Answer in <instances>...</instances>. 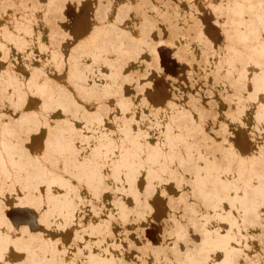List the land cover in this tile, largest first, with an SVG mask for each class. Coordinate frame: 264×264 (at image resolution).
<instances>
[{"label": "bare ground", "instance_id": "1", "mask_svg": "<svg viewBox=\"0 0 264 264\" xmlns=\"http://www.w3.org/2000/svg\"><path fill=\"white\" fill-rule=\"evenodd\" d=\"M31 1L0 3V264H125L124 247L108 241L113 239L112 223L115 218L128 223L131 218L134 221L133 216L140 220L152 210L149 199L155 192L168 196L169 217L177 220V225L167 231V238L181 236V216L176 213L181 211V203H186L185 222L192 219L196 231L202 234L201 241H191V247L182 253L168 248L167 256L171 258L166 259L167 264H264L260 256L264 246V61L255 58L264 57V0H221L212 4L214 12L227 13L228 20L222 17L229 21L226 26H235V38L245 42V49L250 51L248 59L244 55L236 58L234 51V57L228 54L220 60L218 56V69L213 67L218 71L214 74L219 73L232 89L229 100L235 110L227 111V118L241 127L245 124L256 154L247 159L230 142V123L225 120V125L219 126L226 133L221 134L225 135L223 144H227L224 163L201 159L207 155L201 153L204 143L199 145L201 150H197L198 146L196 149L195 144L202 139L192 131L190 110L178 105L179 95L155 107L145 97L139 79L126 73L133 62L146 63L141 57L142 48H149L151 61L157 60L156 45L162 42H155L149 34L141 40L121 35L119 25L132 13L131 6L120 7L118 0L106 2L111 8L101 6L102 15L107 10H117L107 12L108 16H102L98 7L101 22L113 14L116 21L103 25L96 19L100 23L69 47L63 43L72 36L54 23L62 17L66 1L50 0L51 4L57 1L56 7L39 4V9H34ZM149 1L146 12L156 13L155 17L161 15L163 20L175 8L181 11L182 0ZM211 2L206 4L212 7ZM196 20L193 25L184 23L190 26L185 31L192 28L199 39H207L199 27L200 20ZM42 26L48 34L40 29ZM170 26L169 29L176 28L172 27L174 24ZM233 31L228 32L232 35ZM209 47L212 53L211 42ZM204 51L203 56L207 50ZM10 57L16 65L6 68L3 62ZM209 57L206 64L211 67L214 64L207 62ZM36 61L40 64L33 65ZM199 63L204 66L202 61ZM250 63L256 66L251 75L247 68ZM207 76L208 73L203 77ZM248 78L253 83L252 90L245 86ZM217 80L213 85L218 86ZM125 82L135 85L134 93L124 92ZM191 97L190 102L201 100ZM92 103L98 107L92 110ZM171 107L177 112L169 115ZM198 110L201 121L207 113L204 114L203 106H198ZM37 133L44 136L43 145L33 152L29 144ZM204 137L206 140L205 134ZM220 147L219 144L212 150L221 151ZM237 156L241 158L235 163ZM55 168L64 172H56ZM141 174L145 178L143 190L137 182ZM165 181L175 183L179 196L167 193ZM107 191L111 194L105 200L103 194ZM127 196L134 199L133 205L127 204ZM8 201L36 209L40 224L49 231H33L24 223L14 225L5 211ZM89 210L95 212L87 213ZM93 214L104 220L84 227L83 218ZM67 228L73 230L74 237L68 246L77 244L78 250L71 260V251L63 239ZM110 246L120 252L116 254L117 250L113 252Z\"/></svg>", "mask_w": 264, "mask_h": 264}, {"label": "rangeland", "instance_id": "2", "mask_svg": "<svg viewBox=\"0 0 264 264\" xmlns=\"http://www.w3.org/2000/svg\"><path fill=\"white\" fill-rule=\"evenodd\" d=\"M7 1H12L15 4H19L20 2H23V0H0V3L7 2ZM65 1L66 2H64L63 9L61 11L63 13L62 17L63 16L64 17L63 18L59 17V19L58 18L55 19L54 23H56L55 24L56 26L58 25L57 28L60 27V31H63L65 34H68V35L70 34L72 36L71 40L67 39L65 43H63L64 46H69V47L77 43L78 39L79 40L81 39V36L83 37L86 33L88 34V31H90L94 27L95 24H99L101 22V20L99 19L101 18V16L100 15H99L100 17L98 16L99 14L98 11L100 7L105 5L104 6L105 8L110 9L111 4H106V2L109 3L111 1L110 3H112V0H109V1L108 0L107 1L106 0H79V1L78 0H65ZM118 1H119L118 6L120 7L126 5L127 7L131 6L130 7L131 9L133 8L132 13H129V15L127 14L128 15L126 16L127 20H125L123 25H119L122 36L129 37L131 39L141 40L147 34H149L155 42L159 43L158 41L160 42L162 41L161 43L156 45L157 50L159 52V57L157 60L151 61L152 54L149 51V48H142L141 57H144L146 63L142 64L140 60H137L136 62H133L134 64H132L130 66V69L126 71V73L133 75L134 78L136 77L137 79H139L140 85L142 86L145 97H147L148 101H150L153 106L160 107L163 104L165 105V103H167L169 99L174 98V96L176 95H179L178 96L179 100H177L178 105L180 106L185 105V107H187L190 110L191 117H192V124H193L192 131L196 136H198L197 134L200 135L198 136L199 138L194 136L195 137L194 139L196 138L202 139V140L196 139L199 141L197 145L195 144L196 149H197V146H198L197 150L201 148V147L199 148L201 141H203L202 144L204 143V145L202 146L203 147L205 146V149H203L202 147V150L201 149L200 150L202 154L203 152L204 153L206 152L208 156L205 154L204 158L203 157L201 158L202 160L208 159L206 160L207 162H209V160L212 162L213 159H215L214 162H217V163L219 160H220V163L221 161L223 163L225 162L227 144H223L225 143L223 142L225 135L224 136L221 135L224 132L223 128L222 130L219 129L220 125L221 127L225 125V120H227L230 123L229 129L227 130V132L229 133L227 135H229L230 142H233L236 145V147H238L242 152H244L245 154L243 155H245L247 159H249V157L252 155L255 156L256 154L254 152L255 149L252 143V138L245 124H242V127H241L239 126L241 124H239L238 122L232 123V120H229L227 118L229 114L228 112H230L231 110L232 111L235 110V106H233V104H230L231 101L229 100V95H231L232 89L231 90L229 89L226 81H222L219 73L214 74L215 72L216 73L218 72L217 70L213 68V67L216 68V66H218L219 64L218 56L221 60L223 57L224 58L227 57L228 54L229 56H233L235 53H237L235 54L236 58L238 57L237 55H241L239 57H242L244 55L243 57H246L247 59L250 55L249 54L250 51L245 49L246 43L239 42L240 40L238 39L239 41H237V39L235 38L236 37L235 36L236 34H234V32H236L235 26L232 25L234 31L232 29L231 24H229L230 25L229 28L228 26H226V23L229 22V21L227 22V20L229 19L228 16H226L227 13H225L226 15H224V13H222L221 15L219 14V12L215 11L217 14L221 15V18H218L219 15H217L214 12L215 8L213 5L219 4L223 0L222 1L212 0L213 2H211V0H208V1L207 0L206 1L205 0H187V1L182 0L183 2L181 1V11L175 8L176 9L174 10L175 12L174 11H172L173 13L169 12L168 14H171V15H169L168 17L167 16L164 17V20H163V17H161V15L160 16L158 15L155 17V15H157L156 13L146 12L148 8H150L148 7V5L146 7V3L149 0L146 1V3H144L145 0H118ZM251 1L258 2V0H251ZM56 2L57 1L51 4L50 0H32L30 4L34 5L32 6L34 9L41 8L39 4L52 5V8H53V7H56ZM206 2H208L209 4L211 2V5L213 4L212 7L209 6L208 3L206 4ZM190 5H192L193 7L192 10L190 9ZM104 7H101V9L103 8L104 10ZM195 7L198 9V12H197V9L195 10ZM101 9L100 11L102 15ZM40 10L43 13V10L42 9ZM133 10H136V11L134 12ZM105 11H103V13ZM114 11L116 12L117 10H114ZM114 11L107 10L108 13H111ZM107 12H105L102 16L104 15L108 16ZM189 15L190 16L192 15V17L189 18ZM112 16L113 17H108L107 18L108 20L106 19V17H105L106 20L103 18L102 20L104 21L101 22L100 24L110 25V23L115 22L116 21L115 14H113ZM159 17L160 19H157ZM222 17H226L227 20L224 18L222 19ZM252 17L255 18L256 15ZM195 18L198 21L200 20L201 26L199 25V27L201 29V32L211 42V45L213 48L212 53L208 51L210 42L207 43V39H204V38L199 39V37L195 34L196 30L195 32L194 31L192 32L191 30L192 28L191 29L189 28L191 32H189L190 31L189 29L188 31H185L187 27H190L187 25H193L194 22L192 21H195ZM96 19L99 20L100 22H98ZM166 19H168L167 21H170L168 22L169 25L172 26L174 24V26L172 27H176V28L169 29V25L167 24ZM154 20H157L155 21L156 22L155 24L153 22ZM176 21H178V24ZM175 22H176V25H175ZM184 23H187V25H185ZM40 29H42L43 32H45L46 34H48L49 32L48 29L43 26L40 27ZM229 29L233 31L234 35L233 34L231 35V33L228 32ZM185 32H189L190 36L186 34ZM227 33H229L228 34L229 36L226 35ZM184 35L186 39L183 40ZM227 37H229L230 40L229 38L227 39ZM197 39H199L200 42H198ZM232 39H236V40L234 41ZM190 40H191V43L193 41L192 44L190 43ZM201 40L202 42L206 43V46L204 45L205 43L203 44L201 42ZM45 42L48 43L47 38L45 39ZM185 42H186V45H185ZM187 44H189L188 46L190 47H188ZM90 46H93V44ZM182 47H185V48H182ZM199 47L202 48L203 51L205 49L207 50L206 55H205L207 56L206 59H204L205 56H203V54L205 53H202V50L199 49ZM225 47L227 50L225 49ZM233 48L234 50H232ZM185 50L187 53L183 52ZM191 50L194 52H190ZM218 51H220L221 53H219ZM231 51L232 52L234 51V54H231ZM188 53L190 55H188ZM213 53H215L216 55H214ZM187 55L189 58L187 57ZM211 55H214V58H212ZM208 57H209V60L207 62H210L211 65L214 64L213 66H211L212 68L210 67L209 64H208L209 66L206 64V60L208 59ZM200 58L203 60H201ZM255 58L261 60L262 62L264 61V57L262 56L257 55ZM200 60L204 63V66L203 65L199 66L200 64L199 62H201ZM3 63L5 64L4 67L6 68L14 67V65H16L15 63H13V60L11 57L7 58V60H5ZM17 63H19V60L17 61ZM39 64L40 63L38 61L33 63V65H39ZM250 64L247 65V68L250 69V75H251L253 73V70L256 68V66L253 63H250ZM198 67L199 69L200 68L202 69L206 68V69L203 71L202 69L199 70ZM15 69L17 71L20 70V68H18L17 66ZM210 70L214 72H211ZM191 72H193L192 75H191ZM207 73H208L207 78H204L206 77ZM216 75H219L218 78ZM217 79L218 80L221 79L220 82ZM215 80H217V83L216 82L215 83L218 84V86L217 85L215 86V84L213 85V82ZM246 82L247 83L245 84V86L248 89L250 88V90H252L253 88V83H251L252 81L248 78ZM203 85L207 87V89ZM134 86L135 85L131 82H125L124 87H123L124 92L126 94L134 93L135 92ZM212 86H214L215 88H213ZM210 87H212L213 89ZM190 95L196 99L195 101L199 99L201 100L197 101L196 103L194 102V99H193L190 102V98L192 99ZM181 96L183 97L181 98ZM210 101L212 104H214V106L208 103ZM34 106L36 107V105ZM198 106H201V108L203 106V109H205L203 110L205 111L204 114L207 113L206 115H203L205 116V118H203L201 121L198 118V116H200V111L198 110ZM212 106L215 108H213ZM92 107H94V103H92ZM97 107L98 106H95L94 108H92V110ZM86 108L89 109L88 107ZM208 111H210L209 114H208ZM175 112H177V110L171 107L169 109L168 114L169 115L173 113L175 114ZM201 126L202 127L205 126L204 127L205 129L203 128L201 129ZM210 129L213 131H216V134L221 135V137L219 135L218 137H216L217 135L214 134L215 132L212 133ZM203 133L205 134V136H207L206 140H205V137L202 138L204 136ZM223 134H226V133H223ZM43 139H44V136L41 133L35 134L29 144L31 151L37 152L38 148L43 145ZM152 140L155 141V137H153ZM210 140H212V142ZM214 141H216V143H213ZM219 144L221 145L222 148L220 147L221 151L219 150L217 152L219 153L223 152V153L219 155V153L215 152V150L213 149L215 152L214 154L212 148H215L217 145L219 146ZM211 153L213 154L211 155ZM236 158L237 159L235 160L236 161L235 163H237L238 159L241 157L237 156ZM53 170L59 173L64 172V171L63 172L58 171L57 168ZM137 182H138L139 187L143 190L145 187V178L143 174L139 176ZM164 184L167 189V193L170 196H174V197L179 196V190L173 181H165ZM110 194H111V191H107L105 194H103V199L108 200ZM125 199L129 206H131V204L133 205L134 203L133 198H130V196H127V198ZM169 200L170 199H168L167 195L165 196V194L155 192L152 194V196L149 199V202L151 203V206H152V210H150L151 212L149 211V213L141 217L140 220L137 219L138 218L137 216H133L134 221H131L132 220L131 218L130 219L131 222L129 221L128 223H125V221L121 222L118 218L114 219L117 222L113 221L112 227H111V230L113 233V239L109 238L110 240L108 241L110 242L113 241L114 243L119 244L122 247H124V255H125V259L127 260V263L125 264H160V262L161 264H165V263L167 264L169 259L168 260L166 259L171 258V256L169 255L167 256L168 248H172V249L174 248L173 250L176 249L175 250L176 252L182 253L191 247L190 245L191 241H198V242L201 241L202 234L199 231H196L197 229L195 225L191 223V221L192 222L194 221L190 219L187 223L185 222V220H187V217L185 218L186 215L184 214L186 213V203H181V211L176 212L178 217L181 216V236H174L171 238H167L169 235V234L168 235L166 234L167 231L168 232L171 231L173 227L177 225V220L173 221L171 216L169 217V214L171 215L170 208H169L170 207ZM104 203L106 202L104 201L100 204H104ZM225 205L229 207V203L227 201L225 202ZM5 211L8 217L10 218V220L16 226L24 223V224H27L30 227V229L33 231H41V232L44 231V233H47L49 231L48 227L44 226L45 224L44 225L43 223L40 224L41 222L39 220V215H38L39 212L36 211V209H34L33 207L31 208L29 206H20L14 203V201H8V206L6 207ZM80 212L84 213V210L81 209ZM86 212L94 213L95 211L89 210ZM83 220H86V222L83 223V226L88 227V225H97L102 220H104V218L98 217L93 214L92 216L88 215L84 217ZM72 229L67 228L65 230L66 233L64 234L63 239L65 241L66 246L70 245V243L73 244L72 239H74V237H73ZM122 230L124 231L122 233H125V232H128V233L123 235L121 234ZM257 238L258 237H256V241H257ZM257 242L258 244H262V242L260 241H257ZM103 245L105 246L106 244H103ZM73 247L74 249H72ZM75 247L77 248V244L75 246L71 245V248L69 247L71 251L70 260L72 258L73 259L76 258V257H73L75 255H72V254H78L77 253L78 250H76ZM112 247L113 246H110L113 252L117 250L115 252L116 254L120 252V249H116V247L112 249ZM255 250H257V248H255ZM260 256L262 260L264 261V246H263V250L261 251Z\"/></svg>", "mask_w": 264, "mask_h": 264}]
</instances>
